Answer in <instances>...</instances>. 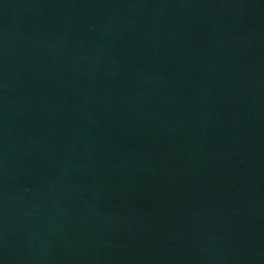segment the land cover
<instances>
[{
	"label": "water",
	"instance_id": "water-1",
	"mask_svg": "<svg viewBox=\"0 0 264 264\" xmlns=\"http://www.w3.org/2000/svg\"><path fill=\"white\" fill-rule=\"evenodd\" d=\"M0 264H264V0H0Z\"/></svg>",
	"mask_w": 264,
	"mask_h": 264
}]
</instances>
